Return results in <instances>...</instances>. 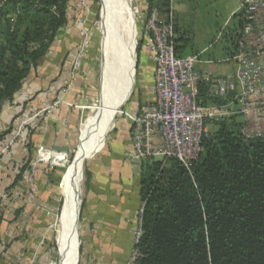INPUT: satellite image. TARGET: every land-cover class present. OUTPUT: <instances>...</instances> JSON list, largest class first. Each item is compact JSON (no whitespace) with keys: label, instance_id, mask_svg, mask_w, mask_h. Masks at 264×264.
I'll return each instance as SVG.
<instances>
[{"label":"trees","instance_id":"1","mask_svg":"<svg viewBox=\"0 0 264 264\" xmlns=\"http://www.w3.org/2000/svg\"><path fill=\"white\" fill-rule=\"evenodd\" d=\"M76 1L0 0V112L52 51ZM143 6L146 16L155 7L163 22L173 24L176 54L181 56L190 38L180 31L172 0H147ZM74 11L81 14L78 8ZM245 17L243 10L229 32V59L239 50ZM141 50L142 38L139 54ZM198 100L204 106L233 103L231 96L211 95L203 82ZM145 104L137 103L139 111ZM241 116L212 121L214 131L204 136L202 153L188 168L176 159L142 162V236L135 246V264H264V136L245 139L242 131L248 123ZM10 134L0 135V141ZM30 161L19 168L10 189L30 170ZM64 181L58 178V187Z\"/></svg>","mask_w":264,"mask_h":264},{"label":"crops","instance_id":"2","mask_svg":"<svg viewBox=\"0 0 264 264\" xmlns=\"http://www.w3.org/2000/svg\"><path fill=\"white\" fill-rule=\"evenodd\" d=\"M172 5L180 31L189 34L190 38L189 26L180 18L186 15V0H172ZM190 40L179 55L187 57L198 52L201 54L200 60L212 62L198 64L199 71H208L219 77L233 72L231 63H220L228 59L226 55L220 58L212 54L204 55L203 49H190ZM62 43L63 47L60 48L56 42L43 63L27 78L22 90L24 95L19 93L0 112L2 136L15 117L26 116L50 100L63 98L73 104V107L59 105L47 123L38 122L27 138L13 145L7 155L0 156V245L3 242L7 245L5 251L0 249V264H50L52 217L46 210L39 208L51 206L57 199L56 190L62 191L60 184L58 187L57 173L44 166L39 168L32 204L28 203L30 186L23 179L10 188L19 174V168L26 164L27 159L35 157L39 146L66 152L75 141L78 125L83 118L80 106L84 105L87 98L96 63L90 55L85 56L82 71L73 80L72 91L64 96L63 83L68 79L75 60V55L68 53L75 44L67 38ZM144 63L141 81L149 91L148 100H152L154 67L146 59ZM243 120L248 123V128L264 133V117L251 116ZM127 125L120 126L121 129L106 142L105 137L90 155L87 187L82 198L84 264H127L134 247L133 231L138 226L141 209V165L131 163L125 156L131 148L130 124ZM28 145H31L30 148ZM65 159L66 156L62 161Z\"/></svg>","mask_w":264,"mask_h":264},{"label":"built area","instance_id":"3","mask_svg":"<svg viewBox=\"0 0 264 264\" xmlns=\"http://www.w3.org/2000/svg\"><path fill=\"white\" fill-rule=\"evenodd\" d=\"M142 2L147 3V0ZM245 14L247 23L238 52L233 58L220 62L231 63L234 70L229 75L219 77L197 69L198 64L212 63L200 60L201 54L178 56L173 24L163 22L157 8L149 10L141 21L140 35L146 59L154 67L153 99L146 102L144 109L127 114L131 141V148L125 153L127 160L141 165L148 159H176L188 168L202 153L208 122L232 114H240L244 118L264 116V0H245ZM77 57L69 70L68 79L63 83L64 96L72 91L73 80L80 72L82 60ZM201 82L208 86L211 95L221 98L231 96L233 103L226 107L204 106L198 100ZM61 104L73 107V104L60 98L48 101L42 108L32 110L26 116L15 117L7 127V131H11L10 136L0 142V156L7 155L13 145L27 138L35 122L42 120L47 123L53 110ZM234 104L238 105L236 109ZM242 132L247 140L264 136L263 132L248 127L243 128ZM63 154L43 145L38 147V159L23 177V182L30 186L29 204L35 199L37 165L46 164L53 170L54 164L49 162L53 160L57 165L56 156ZM141 213L142 208L138 226L133 231L134 247L127 264H135L139 256L135 246L142 236ZM0 249L5 251L6 248L1 244Z\"/></svg>","mask_w":264,"mask_h":264},{"label":"rangeland","instance_id":"4","mask_svg":"<svg viewBox=\"0 0 264 264\" xmlns=\"http://www.w3.org/2000/svg\"><path fill=\"white\" fill-rule=\"evenodd\" d=\"M94 0H77L75 3L71 5V14L69 17V23L67 26L62 29L57 39V46L63 47V41L67 38L70 39L75 45L72 46L68 55H75V57L80 58L81 69L82 71V63L85 59L86 55H90V57L96 63V70L94 72V78L89 82V88L87 92V98L82 105L83 118L78 125L77 133L75 137V141L73 145L64 153L66 159L57 163V165L51 160L49 164L53 165L56 169V173L58 178L62 181L64 177V182L62 185V191L56 190L57 199L52 202V205H46L39 208L40 210H46V213L50 214L51 218V240H50V248H51V259L50 264H59V248H58V229L60 218L63 210V191L66 187V182L68 178V173L70 169V165L74 156L79 148L80 137L82 132V126L88 120L92 118V105H96L97 107L104 106L108 99V91L113 92L112 89L107 90L101 83H99L100 76V59L102 53V40L103 34L100 31V23L103 16V10L100 3V0H96V3H93ZM183 0H177V2ZM187 8L185 10L186 15L181 16L182 22H186L189 26L190 33V49L201 51L205 54H212L217 58L225 56L227 47L230 48L229 42V32L235 28L240 22V15L243 10H245V0H186ZM146 3H143L142 0H133L132 8L135 13V22H136V34L135 41H137L136 45V68H135V84L133 87V91L131 93V97L123 106L122 115L118 117H114L115 122L114 126L108 135L105 138V142L112 136L115 132H117L124 125L130 124V120L127 114L136 113L139 111L138 102L146 103L149 99L148 90L144 82L141 81V74L145 70L144 62L146 59L145 54L141 50V53L138 52V43L141 38L140 35V25L141 21L145 18L146 12L142 11L143 6ZM178 4V3H175ZM177 6V5H176ZM81 12V14H77L76 10ZM101 9V17L99 15V11ZM73 10V12H72ZM75 12V13H74ZM99 15V16H98ZM72 36V37H71ZM61 44V45H60ZM145 52V51H144ZM147 60V59H146ZM101 80V79H100ZM142 85H145L142 88ZM107 90V91H106ZM21 95H24V91L21 92ZM235 109L238 105H234ZM34 110V109H33ZM133 111V112H132ZM233 115V114H232ZM238 115V114H237ZM240 115V114H239ZM229 117V116H228ZM227 118V117H224ZM223 118V119H224ZM239 120L243 121L244 117H238ZM42 121V120H41ZM39 121V122H41ZM38 122H35L29 129V134H31V129L37 125ZM212 122L207 123V133L214 131V126L211 124ZM128 126V125H127ZM121 129V128H120ZM91 158L85 160L84 163V180L82 184V198H84V191H86L87 181H88V167L91 161ZM38 159V148L35 153V157L28 162L30 164V168L32 164ZM155 160V159H154ZM155 161H162L156 159ZM41 166L45 168H49L46 164H38L37 165V173ZM51 170V169H49ZM30 171V170H29ZM34 178V187L36 186V177ZM26 174V173H25ZM61 183V182H60ZM36 192V187L34 188ZM62 193V196H61ZM79 241L80 245L78 247V264H84V248H83V240H82V209L81 215L79 219ZM5 248L7 245L3 242ZM54 245L55 249L52 247Z\"/></svg>","mask_w":264,"mask_h":264},{"label":"bare ground","instance_id":"5","mask_svg":"<svg viewBox=\"0 0 264 264\" xmlns=\"http://www.w3.org/2000/svg\"><path fill=\"white\" fill-rule=\"evenodd\" d=\"M103 16L99 83L108 91L104 106L92 105V118L82 126L80 144L72 160L63 191V210L58 229L59 264H76L79 243L78 214L84 180V162L111 131L114 117L131 97L135 84L136 22L133 0H100ZM101 79V80H100ZM106 90V91H107ZM64 155V154H63ZM57 155L55 161L65 156Z\"/></svg>","mask_w":264,"mask_h":264},{"label":"water","instance_id":"6","mask_svg":"<svg viewBox=\"0 0 264 264\" xmlns=\"http://www.w3.org/2000/svg\"><path fill=\"white\" fill-rule=\"evenodd\" d=\"M136 45H137V41H136ZM136 66V65H135ZM87 160V159H86ZM85 163V162H84ZM81 209H82V200H81V203H80V209H79V214H78V221H79V219H80V215H81ZM78 235H79V233H78ZM79 243H80V241H79ZM76 264H78V255H77V263Z\"/></svg>","mask_w":264,"mask_h":264}]
</instances>
